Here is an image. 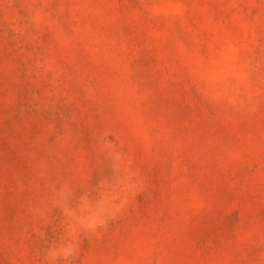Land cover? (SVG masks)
<instances>
[{
    "label": "rangeland",
    "instance_id": "374dc122",
    "mask_svg": "<svg viewBox=\"0 0 264 264\" xmlns=\"http://www.w3.org/2000/svg\"><path fill=\"white\" fill-rule=\"evenodd\" d=\"M0 264H264V0H0Z\"/></svg>",
    "mask_w": 264,
    "mask_h": 264
}]
</instances>
